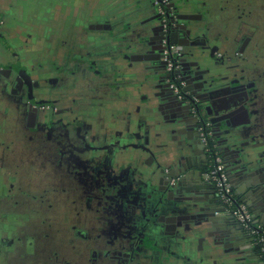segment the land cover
<instances>
[{
	"label": "flooded vegetation",
	"instance_id": "obj_1",
	"mask_svg": "<svg viewBox=\"0 0 264 264\" xmlns=\"http://www.w3.org/2000/svg\"><path fill=\"white\" fill-rule=\"evenodd\" d=\"M211 101L247 112L220 133ZM247 147L264 161V0H0V264H224L237 246L192 203L211 153L229 174Z\"/></svg>",
	"mask_w": 264,
	"mask_h": 264
},
{
	"label": "water",
	"instance_id": "obj_2",
	"mask_svg": "<svg viewBox=\"0 0 264 264\" xmlns=\"http://www.w3.org/2000/svg\"><path fill=\"white\" fill-rule=\"evenodd\" d=\"M175 43H177V41H175ZM202 86L203 84H200L199 87ZM228 97L232 99V95H229ZM173 102L174 101H172L171 98L167 96L161 97L159 100L160 106L162 108L174 110L176 107H178V105ZM208 105L213 110V112L210 113L212 116L211 119L213 123H215L217 130L220 133L227 132L228 129H231V121L233 117L237 116L239 110L244 109V111H241L244 113L247 112L244 108V103H241L240 106L238 104H230L227 108H225V110L222 111L215 108L217 104L214 101L209 102ZM183 107L184 106H182V108ZM172 124L173 127H177V125H183L184 127H187V122L182 117V115L175 117V120L172 122ZM252 151V147H247L244 149V151L238 150L235 158L232 159L228 164L229 174L234 187L239 189L238 193L244 194L243 197L249 204L254 216L260 221L264 222V161L261 162L262 159ZM168 167H170V169L174 168L172 163H170ZM194 187L195 190L192 191L194 195L203 194L200 191V186ZM179 192L189 193V189L182 186ZM210 197L211 198L207 199H193L194 201L192 205H199L200 211H202L204 208L206 209L207 206H211L213 210L211 212L212 215L210 218H207L206 215L202 214V217H206L204 222L210 224L212 228L225 229L229 239L237 246L233 249V251H231L230 254L226 256L227 262L224 264H239L240 261H246L245 264H256L258 257H254L252 251H249L247 248L240 247L241 241L245 238L242 227L230 217L216 216L214 212L218 209V201L216 195H214L213 192ZM185 201L186 199L184 198L183 201L177 205L181 211H186L188 209L187 206H192L191 203H185Z\"/></svg>",
	"mask_w": 264,
	"mask_h": 264
},
{
	"label": "built area",
	"instance_id": "obj_3",
	"mask_svg": "<svg viewBox=\"0 0 264 264\" xmlns=\"http://www.w3.org/2000/svg\"><path fill=\"white\" fill-rule=\"evenodd\" d=\"M177 48L174 45L166 47L163 51V59L170 68L174 62ZM174 92L178 94L177 87ZM179 97L181 95L178 94ZM209 130L206 125L200 130V137L205 140ZM205 180L214 185L215 195L218 201V209L214 212L216 216L230 217L242 227L245 238L242 240V248L258 257V264H264V222L257 219L249 204L242 200L241 195L235 190L234 185L225 170L222 158L217 152L211 153L210 161L203 173ZM241 245V244H240Z\"/></svg>",
	"mask_w": 264,
	"mask_h": 264
},
{
	"label": "crops",
	"instance_id": "obj_4",
	"mask_svg": "<svg viewBox=\"0 0 264 264\" xmlns=\"http://www.w3.org/2000/svg\"><path fill=\"white\" fill-rule=\"evenodd\" d=\"M84 7H85V4H84ZM97 10V9H96ZM86 11H87V8H86ZM93 12L95 13L96 11H94L93 10ZM74 25H75V23H74ZM76 29V31H77V28H75ZM121 63V62H120ZM136 64V63H135ZM134 63H129V62H127V63H121V64H118L117 65V67H115V68H113V69H110L111 70V72L113 73V74H117L119 77H120V81H125L126 83H129L130 81H131V76H134V77H136V81H137V83H138V85H139V87L137 86V89L135 88V85H132V86H128L127 85V88L129 89L128 90V92H133L134 94H136L137 93V91H138V88H139V90H146L147 91V89H149L148 87L146 88L143 84H145V81L144 80H149L150 81V79H149V76H151V74H152V70H150V69H148V68H144L143 70H144V72L143 71H141L139 68H140V64H138V66H139V68H137V65H135ZM123 72V73H122ZM110 74L111 75V77L112 76H114L113 74ZM155 75V74H154ZM153 75V76H154ZM152 76V77H153ZM133 77V78H134ZM151 77V78H152ZM154 79V78H153ZM153 82H154V80H153ZM109 87H111V86H109ZM120 87V86H119ZM126 88V89H127ZM151 89V88H150ZM140 93V95H144V94H146V92L145 93H142L141 94V92H139L138 91V94ZM145 96V95H144ZM144 100H146V98L144 99ZM144 103V102H143ZM157 103V102H156ZM145 104V103H144ZM156 107V106H155ZM148 113H153V115H155V116H160L159 115V113H158V110L156 109H154V108H152V109H150V110H144L143 112H141V115H142V117L144 118V119H146L147 117H149L151 114H148ZM142 118V119H143ZM143 119V121H145ZM145 124L147 123L148 124V121H145L144 122ZM171 127H169L168 128V134H169V129H170ZM163 141H165V142H167L166 141V139H163ZM165 144H167V143H165ZM170 147H171V145H170ZM170 147H169V149H170ZM167 148V147H166ZM168 150V149H167ZM178 153V151L176 150V148H171L170 149V152H167V156H165L164 157V160H165V163H173L174 162V160L176 159V154ZM169 155V156H168ZM243 245H242V243H241V245H240V247H242ZM254 255V254H253ZM254 257H256L255 255H254ZM256 264H258V259H257V262H256Z\"/></svg>",
	"mask_w": 264,
	"mask_h": 264
},
{
	"label": "rangeland",
	"instance_id": "obj_5",
	"mask_svg": "<svg viewBox=\"0 0 264 264\" xmlns=\"http://www.w3.org/2000/svg\"><path fill=\"white\" fill-rule=\"evenodd\" d=\"M22 159L24 160V161H27V160H29L30 159V157L28 156V155H23L22 156ZM9 160H12V158H10ZM33 167H39V166H35V165H32ZM26 171H28V170H26ZM30 189H33V188H30ZM33 228L35 229V230H37L39 227H38V223H35L34 224V226H33Z\"/></svg>",
	"mask_w": 264,
	"mask_h": 264
}]
</instances>
